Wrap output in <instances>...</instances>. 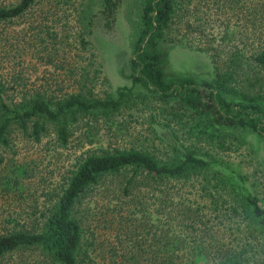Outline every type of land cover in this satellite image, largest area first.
<instances>
[{"label":"trees","instance_id":"trees-1","mask_svg":"<svg viewBox=\"0 0 264 264\" xmlns=\"http://www.w3.org/2000/svg\"><path fill=\"white\" fill-rule=\"evenodd\" d=\"M193 2L0 0V264H264L257 169L231 157L264 147V0H212L218 37ZM121 5L110 89L90 39ZM183 48L204 76L173 68ZM37 145L72 162L49 178Z\"/></svg>","mask_w":264,"mask_h":264},{"label":"rangeland","instance_id":"rangeland-1","mask_svg":"<svg viewBox=\"0 0 264 264\" xmlns=\"http://www.w3.org/2000/svg\"><path fill=\"white\" fill-rule=\"evenodd\" d=\"M194 4L199 7V28L203 32L201 33L202 36L203 34L212 33L213 36L218 37L221 34V31L218 24L219 22L216 19V16L213 15L215 7L212 4V0H194L192 6ZM124 13V5H121L119 11L117 12L113 28L110 31L103 29L100 24V17L98 15H96L93 20L92 35L90 40L93 47L95 48L97 60L100 61L102 65V71L107 77L110 89L128 84V81L122 76L120 71V69H122L123 72L127 71L126 63L129 56V48L127 43L129 24L124 16ZM201 42L203 44L202 38ZM26 60L28 59L25 57L24 62L21 64L23 68L25 66L28 67L29 63L32 61ZM170 61L174 69L176 68L181 71L196 73L200 76H204L205 73H207L210 69L208 58L202 52L196 50H188L186 48L175 49L170 54ZM41 69L46 68L44 65H39L37 70H33V72L28 75L31 78L36 75L40 76L42 74ZM118 119L122 121L124 120L126 129H128V131H133V133L136 131H141L144 127V124H140L142 121L140 117H119ZM37 146L39 152L36 154L40 155L42 158L41 162L39 163V165L43 168L41 173L44 175L46 174L49 178V170L54 172L58 170V173H61L64 166H67L72 162L73 152L71 150L66 151V154L55 156L50 148H45L43 145ZM231 157L236 160H248L249 164H247V169L249 171H252L253 168L257 169V185L255 190L264 206V147L262 145L259 146L258 150H255V152H253L250 156L246 154L238 155L232 153ZM51 179H54V177ZM90 223L91 229L98 227L97 221L92 220ZM94 233L98 239H102L103 236H107V234H103L99 228H95ZM249 255H253L251 254V251L249 252ZM252 264H261V262L259 259H255V261H252Z\"/></svg>","mask_w":264,"mask_h":264}]
</instances>
